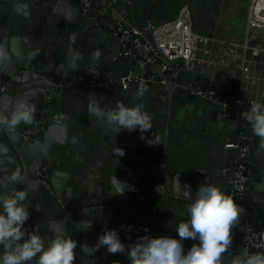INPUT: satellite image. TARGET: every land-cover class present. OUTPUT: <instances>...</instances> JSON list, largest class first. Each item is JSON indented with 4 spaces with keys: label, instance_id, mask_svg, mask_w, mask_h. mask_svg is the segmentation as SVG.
Here are the masks:
<instances>
[{
    "label": "crops",
    "instance_id": "1",
    "mask_svg": "<svg viewBox=\"0 0 264 264\" xmlns=\"http://www.w3.org/2000/svg\"><path fill=\"white\" fill-rule=\"evenodd\" d=\"M112 1L117 15L139 28L151 21L171 19L188 5L194 30L210 38V61L226 54L228 45L241 44L249 36L252 0ZM93 20L84 17L80 6L71 0H0V51L11 57L19 74L29 69L40 79L59 80L49 96L41 91L35 96L31 93L34 87L15 83L12 98L4 103L9 104V111L10 105L21 99L35 106L33 122L21 123L23 129L35 124L43 113L46 125L53 126L50 161L45 160L42 166H50L51 187L41 183L27 192L30 216L25 226L31 230L38 225L46 240L55 235L71 236L77 241L74 253L78 254L73 264H127L125 254L108 253L106 247L87 257L81 245H95L106 228L116 229L126 245L144 235L179 239L176 226L187 219L186 207L199 186L218 185L231 195L237 150L226 143L246 132L255 139L249 159L252 173L247 211L253 223L264 228V140L242 116L250 107L238 115H224L217 105L187 91L191 73L183 75L179 85H163L157 65L149 68L147 91L136 99L139 89H124L118 83L119 76L132 69L129 59L114 56L119 49L116 39ZM254 40L264 47V29ZM96 51L101 53L99 59L93 58ZM245 54V60L227 55L228 64L209 63L199 74L206 86L219 91L231 87L243 98H260L264 103V52L253 55L247 50ZM5 62L0 60V67ZM80 69H96L106 84L97 89L61 85V80L68 82ZM94 97L105 110L116 101L142 103L153 121L146 135L149 139L156 135L161 143L149 145L138 130H123L113 137L108 126L88 112ZM44 132L35 139L42 138ZM39 144L36 149L41 153L44 144ZM122 150L124 155L118 156ZM39 157L21 155L18 169H26V180H30V170L42 168ZM136 190L146 191L148 198L139 200ZM128 225H132L131 231ZM231 235L225 264L233 255L251 253L233 228ZM194 243L198 241L185 239V252Z\"/></svg>",
    "mask_w": 264,
    "mask_h": 264
},
{
    "label": "clouds",
    "instance_id": "2",
    "mask_svg": "<svg viewBox=\"0 0 264 264\" xmlns=\"http://www.w3.org/2000/svg\"><path fill=\"white\" fill-rule=\"evenodd\" d=\"M100 55L96 51L93 58L99 59ZM7 59V54L0 51V60ZM146 91L141 86L135 98H142ZM88 112L105 123L113 137L123 130H138L141 139L146 140L149 145L161 143L156 135L152 139L146 135L153 128V121L152 116L144 111L142 103L133 104L131 101L126 105L123 101H116L114 106L105 110L94 97L88 104ZM35 113V106L27 100L12 103L10 111L9 104L6 103L0 107V130L15 132L21 123L31 124ZM242 116L250 122L254 134L264 140V103L253 101L250 109L242 112ZM122 155L123 150L118 152V156ZM17 180L23 183V177L19 173L13 177L14 183ZM177 182L179 183L178 177ZM157 191H160V187ZM27 201L28 193L25 190L0 189V264H73L78 255L74 253L77 241L71 236L62 235L46 240L39 233L38 225H34L31 230L27 228L25 225L30 216ZM244 210L220 186L201 185L186 207L187 219L179 220L176 226L179 239L144 235L126 245L116 229L106 228L95 245L83 244L81 249L89 257L101 247H106L108 253L126 254L130 264H225L224 257L233 239L231 229L238 223ZM87 226H90V221ZM131 229L132 225H128L127 230ZM145 231L147 232L146 228ZM185 239L198 243H194L185 252ZM117 264L120 262L117 261ZM227 264H264V252H253L246 256L233 255L228 258Z\"/></svg>",
    "mask_w": 264,
    "mask_h": 264
},
{
    "label": "built area",
    "instance_id": "3",
    "mask_svg": "<svg viewBox=\"0 0 264 264\" xmlns=\"http://www.w3.org/2000/svg\"><path fill=\"white\" fill-rule=\"evenodd\" d=\"M81 8L84 17H94L93 23L97 27L107 30L117 41L118 51L114 56L127 57L132 69L119 76L118 83L124 88H144L148 84V70L152 65H157L159 82L163 85H179L183 75L191 73L193 78L185 88L194 97L203 99L217 105L224 115L236 114L251 106L253 101L261 102L260 98H243L231 88L216 90L199 80V72H205L206 65L228 64L227 55H233L238 59L245 60L247 50L253 55L264 52L261 43L255 42L256 35L264 29V0H252L248 11L249 36L241 44L227 46L224 53L217 59L209 60L208 45L210 38L198 33L193 28L192 14L188 5H183L177 15L162 22H149L145 27L139 28L130 24L125 18L117 15L112 0H73ZM150 37L147 36L148 30ZM150 41H149V39ZM245 71L247 66L243 65ZM10 81L0 85V94L4 93ZM69 86H81L86 89L102 88L106 82L103 76L96 70L86 71L80 69L66 83ZM262 103V102H261ZM47 121L43 113L35 124L23 129L21 133L31 137L39 136L45 128ZM255 144L251 133H241L235 140L228 141L227 147L237 150L234 158L235 169L232 178V192L236 203L245 210L240 214L238 223L232 228L240 237L244 247L251 253L264 252V231L258 229L246 214L248 187L251 177L249 159ZM27 178H36L46 187L50 185V166H44L34 173L28 174ZM206 182L210 177H206ZM139 200H146L148 193L144 190H136ZM126 256V254H125ZM127 264H130L126 256Z\"/></svg>",
    "mask_w": 264,
    "mask_h": 264
},
{
    "label": "water",
    "instance_id": "4",
    "mask_svg": "<svg viewBox=\"0 0 264 264\" xmlns=\"http://www.w3.org/2000/svg\"><path fill=\"white\" fill-rule=\"evenodd\" d=\"M73 1V0H71ZM25 7H27L24 4ZM150 31L148 30L147 36L150 37ZM6 41V40H5ZM5 43V42H4ZM5 53L6 51L3 50ZM8 57V56H7ZM11 58V57H10ZM8 59L4 66L0 67V85L6 81H10L11 84L6 89L5 93L0 94V107H2L9 99L12 98L11 89L15 83L21 85V87H34L33 93L35 96L41 91L45 96H49L52 93V86L54 83H59V80L55 77L50 79H40L39 74L29 69L19 74L17 73L16 65L12 64V61ZM16 64V63H15ZM61 85L67 83L66 79L61 80ZM45 132L42 138L35 139L34 137L28 136L27 134L21 133L22 127L18 126L15 132H8L7 130H0V189L7 190H36L41 185V181L36 179L26 180V169L24 167L18 169V165L22 163L21 155L23 154H38L40 157L38 163L42 167L45 160L50 161L51 151L53 150V140L51 138L53 126L45 125ZM39 142H43L44 150L37 151V147L40 145ZM63 142V141H62ZM232 170L234 171L235 166L233 164ZM32 169H34L32 167ZM34 173L35 170H30ZM19 173L23 177V183L17 180L13 182V177Z\"/></svg>",
    "mask_w": 264,
    "mask_h": 264
},
{
    "label": "trees",
    "instance_id": "5",
    "mask_svg": "<svg viewBox=\"0 0 264 264\" xmlns=\"http://www.w3.org/2000/svg\"><path fill=\"white\" fill-rule=\"evenodd\" d=\"M197 77H198L199 80H203V81H204V78H203L202 76L199 75V76H197ZM246 214H247V216L251 219V217H250L249 214H248L247 207H246ZM252 222H253V221H252ZM254 225H255L258 229L264 231V228L258 226V225L255 224V223H254Z\"/></svg>",
    "mask_w": 264,
    "mask_h": 264
}]
</instances>
